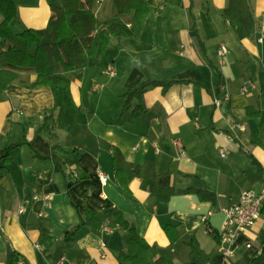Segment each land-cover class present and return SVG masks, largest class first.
Segmentation results:
<instances>
[{
  "label": "crops",
  "instance_id": "crops-1",
  "mask_svg": "<svg viewBox=\"0 0 264 264\" xmlns=\"http://www.w3.org/2000/svg\"><path fill=\"white\" fill-rule=\"evenodd\" d=\"M14 2L15 33L44 29L49 5L57 3ZM248 4L253 31L237 41L223 15L228 0H148L149 14L139 27L131 16H120L125 36L89 59L81 79L52 65L50 72L67 84L62 94L29 88L37 80L33 68L4 66L18 78L0 95V156L17 147L6 165L0 163V264H11L13 255L25 264H54L61 257L65 264H120L122 229L105 225L97 234L80 226L85 212L106 208L118 209L137 235L173 264H193L187 246L192 238L207 264H245L260 252L264 207L237 238L233 256L223 258L211 234H218L221 211L242 191L264 186V38L259 41L264 0ZM93 10L100 22L116 14L112 0H93ZM10 47L2 41V51ZM221 47L226 53L219 56ZM108 66L115 70L113 78L101 74ZM146 75L167 86H150L123 109L122 96ZM134 109L141 113L137 118L131 117ZM248 109L258 116L249 117ZM49 111L53 127L40 130ZM111 147L141 168L127 193L114 178ZM99 175L106 178L103 183ZM148 180L160 189L198 188L213 201L190 193L161 202L144 188ZM41 225L53 238L46 252ZM164 225L176 228L177 240L167 237Z\"/></svg>",
  "mask_w": 264,
  "mask_h": 264
},
{
  "label": "trees",
  "instance_id": "trees-1",
  "mask_svg": "<svg viewBox=\"0 0 264 264\" xmlns=\"http://www.w3.org/2000/svg\"><path fill=\"white\" fill-rule=\"evenodd\" d=\"M56 4H50L51 16L44 29H24L15 33L11 27L18 21V15L14 0H0V95L6 87L16 81V72L4 69L5 65L16 68H33L37 80L29 88L49 87L53 93L62 94L67 89V84L60 77L53 75L50 68L54 63H59L64 73L74 72L77 79H81L84 68L89 59L103 55L111 40L125 36L123 27L119 24L120 16H131L132 22L139 27L149 14L148 0H112L116 14L108 21L100 22L94 14L93 0H56ZM237 41L251 36L253 25L251 22L252 9L248 0H228V5L223 12ZM194 27H192L193 32ZM193 34V33H192ZM2 41H7L11 47L2 51ZM150 86L167 85L157 82L146 75V80L136 89L127 91L122 98L125 99L123 109H128L134 98H139ZM53 111L44 116L40 128L51 130L50 122ZM249 117L258 116L254 110H247ZM141 113L133 110L131 117L137 118ZM17 146L6 148L0 156V163L6 165L12 150ZM112 167L114 178L123 192H128L130 182L141 176V168L126 162L120 151L111 147ZM253 162V161H252ZM83 179L78 177L74 182ZM144 188L157 194L161 202H165L171 196L179 194H198L201 199L209 198L213 201V195L198 188H190L185 191L174 189H160L154 182H144ZM80 226H87L93 232L99 233L105 226L120 228L126 233L125 249L118 254L120 264H173L171 259L155 245H148L140 238L133 224L127 222L123 214L115 208L103 209L99 214L85 212ZM165 234L171 240H177L178 233L175 227L162 226ZM78 228L66 232L65 240L75 234ZM39 241L44 245L45 252L51 246L53 238L48 230L41 225L39 227ZM218 239L215 232H211ZM1 235V234H0ZM260 252L247 258L245 264H264V233L258 236ZM189 247V259L193 264H207L208 257L199 248L192 238ZM17 256L13 255L11 264H16Z\"/></svg>",
  "mask_w": 264,
  "mask_h": 264
},
{
  "label": "built area",
  "instance_id": "built-area-1",
  "mask_svg": "<svg viewBox=\"0 0 264 264\" xmlns=\"http://www.w3.org/2000/svg\"><path fill=\"white\" fill-rule=\"evenodd\" d=\"M261 42L264 38V15L261 16ZM226 53V49L221 47L218 55L222 56ZM101 74L107 78L115 76V70L112 66H108L101 70ZM246 91V90H244ZM227 99V98H226ZM221 100L216 99L214 104L216 107L221 106ZM176 148L183 155L182 147L178 142L174 143ZM225 156L221 153V157ZM100 181L103 183L106 178L99 175ZM264 207V186L258 191L244 190L232 203L221 211V223L218 230V249L223 258H229L234 255L236 249V240L239 235L250 229L260 216L261 209ZM23 212V207H19V213ZM67 260L61 257L54 264H65ZM16 264H25L22 259H17Z\"/></svg>",
  "mask_w": 264,
  "mask_h": 264
},
{
  "label": "rangeland",
  "instance_id": "rangeland-1",
  "mask_svg": "<svg viewBox=\"0 0 264 264\" xmlns=\"http://www.w3.org/2000/svg\"><path fill=\"white\" fill-rule=\"evenodd\" d=\"M58 65H60V64H58V63H57V64H55V66H56V67H58Z\"/></svg>",
  "mask_w": 264,
  "mask_h": 264
}]
</instances>
